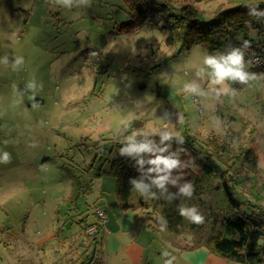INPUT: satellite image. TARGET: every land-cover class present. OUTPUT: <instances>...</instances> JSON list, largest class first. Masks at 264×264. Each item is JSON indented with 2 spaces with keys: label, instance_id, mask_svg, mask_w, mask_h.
I'll use <instances>...</instances> for the list:
<instances>
[{
  "label": "rangeland",
  "instance_id": "rangeland-1",
  "mask_svg": "<svg viewBox=\"0 0 264 264\" xmlns=\"http://www.w3.org/2000/svg\"><path fill=\"white\" fill-rule=\"evenodd\" d=\"M169 1L190 3L202 21L230 5ZM133 18L127 0H91L72 9L49 0H0V153L11 154L10 163L0 164V264H78L84 246L77 244V221L97 205L86 195L78 208L69 202L74 206L67 213V199L76 178L85 183L101 165L103 172L109 167L111 139L123 137L125 120L138 130L190 132L201 141L240 129L228 147L238 151L244 141L253 147L257 168L249 173L264 195V69L254 72L258 79L250 85L232 84L234 97L216 99L207 72L197 73L204 55L224 50L168 44L161 22L134 26ZM15 57L24 59L18 70L12 68ZM250 58L248 69L255 65ZM33 78L43 84L35 100L25 87ZM185 83L206 95L183 91ZM113 187L110 178L101 186L105 195ZM63 216L75 224L55 235ZM84 236L88 241L86 230ZM188 236L174 239L189 245Z\"/></svg>",
  "mask_w": 264,
  "mask_h": 264
},
{
  "label": "trees",
  "instance_id": "trees-1",
  "mask_svg": "<svg viewBox=\"0 0 264 264\" xmlns=\"http://www.w3.org/2000/svg\"><path fill=\"white\" fill-rule=\"evenodd\" d=\"M127 1L134 16L131 23L140 26L145 21L153 25L161 22L168 44L180 43V48L201 44L208 49L225 50L228 46L240 47L247 41L249 46L244 49L247 55L245 57L261 55V60L253 62L255 65L249 70L263 71L264 21L250 17L247 12L253 8L264 10V0H227L230 4L228 7L215 10L212 17L205 21L201 20L199 10L190 3L179 7L169 0ZM124 25L125 23L122 27ZM252 33L263 40L257 41L251 36ZM140 128L132 126L125 135ZM239 130H229L222 140L212 135L201 141L190 132H185L181 133L184 138L182 146L175 140L172 141L171 150L175 151L179 147L186 150L180 154V158L188 164L182 174L174 171L173 177L180 176L178 184L190 181L194 186V193L191 199L175 195L178 187L169 184L165 195H174L171 202L163 196L160 199L145 200L131 191L130 179H140L142 173L138 170L135 157L119 155L123 137L112 138L111 142L115 147L112 149L114 154L107 173L114 177L117 202L125 208L145 211L150 220L149 225L157 232L158 238L177 249L205 246L211 252L241 264H264L263 187L259 188L249 173L256 170L258 156L246 141L242 142L238 151L228 147L229 140L239 136ZM150 138L159 143V136ZM94 162L87 169H91ZM99 169L103 170L102 165ZM145 182H148L147 178ZM151 191L160 195L159 190L154 187ZM90 193V186L78 177L73 182L69 198L75 204L79 198ZM180 205L196 206L205 218L204 223H189L179 215ZM94 214V220H89L87 215L78 220L82 234L97 222L95 211ZM100 232L101 228L98 227L89 237L78 264H92L96 259ZM185 232L189 233V245L174 239ZM75 263L76 261H71L69 264Z\"/></svg>",
  "mask_w": 264,
  "mask_h": 264
},
{
  "label": "clouds",
  "instance_id": "clouds-1",
  "mask_svg": "<svg viewBox=\"0 0 264 264\" xmlns=\"http://www.w3.org/2000/svg\"><path fill=\"white\" fill-rule=\"evenodd\" d=\"M50 5L72 9L73 7H88L91 0H49ZM247 14L256 19L264 21V10H257L255 8L247 12ZM248 42L245 41L242 46L234 47L228 46L223 52L216 54H206L202 58V65L197 73L201 75L207 72L209 91L214 93L216 99L222 96L235 95V89L231 87L232 84L250 85L253 81L258 79L257 74L249 71L248 62L245 59V51L248 47ZM4 63H8L7 56L4 57ZM24 63L23 57H15L13 59L12 68L18 70ZM25 87L32 95L30 99L35 100V94L43 89V84H38L35 78L29 80ZM183 91L199 93L204 96L206 93L199 88L198 85L185 83ZM38 104H33L37 107ZM183 122V116L178 119ZM131 121L125 120L121 122L120 134L123 135V140L120 141L119 148L120 156H131L136 158V164L139 166L138 170L142 173L140 179H130L131 191L137 193L145 200L160 199L163 196L169 202L174 198L173 194H168V185L178 187V193L181 197L191 199L194 193V186L190 181H185L183 184H178L180 176L173 177L174 171H179L188 167L187 162L182 161L180 154L186 150L183 147L172 149V141L175 140L179 145L184 144L183 136L166 128H145L129 132L131 128ZM159 136V143L150 137ZM140 137V139H137ZM167 141L168 143H165ZM11 162V154L8 152L0 153V164H8ZM145 165L148 167L145 168ZM147 178L148 182H145ZM159 190L160 195L152 192V188ZM178 212L181 217L189 221V223L200 225L204 223V216L200 213L196 206L180 205ZM164 255H168L167 252ZM166 264H172V260L166 261Z\"/></svg>",
  "mask_w": 264,
  "mask_h": 264
},
{
  "label": "crops",
  "instance_id": "crops-1",
  "mask_svg": "<svg viewBox=\"0 0 264 264\" xmlns=\"http://www.w3.org/2000/svg\"><path fill=\"white\" fill-rule=\"evenodd\" d=\"M108 168L105 167L104 172L98 169V172L94 173L88 180L85 179V183L91 188V193L88 196L93 197L94 204L102 206L106 212L104 229L98 235L96 261L94 260L92 264H166L169 259L172 260V264H230L233 261L211 252L205 246L177 249L162 242L158 238L157 232L150 227V220L145 211L122 207L117 202L112 189L108 195L104 194L101 188L103 183L107 182L109 178L114 180L107 173ZM106 174L109 178L106 177ZM93 182L96 184L95 189L93 188ZM69 200L68 197L67 213L75 205L70 206L71 201ZM75 203V207L79 206L78 201ZM88 219H95L94 211L91 215H88ZM69 222L75 224L68 216L67 218L63 216L61 219L57 217L56 223H58V226L55 227L57 229H55L54 234L57 233V230L64 233L63 231L70 226ZM2 229L6 230L7 227H2ZM66 234L64 235L65 239L67 238ZM77 235L80 237V242L77 243L78 247L84 246V250L88 241L83 240L85 236L81 231L80 235ZM165 252L168 253L167 256L164 255Z\"/></svg>",
  "mask_w": 264,
  "mask_h": 264
},
{
  "label": "built area",
  "instance_id": "built-area-1",
  "mask_svg": "<svg viewBox=\"0 0 264 264\" xmlns=\"http://www.w3.org/2000/svg\"><path fill=\"white\" fill-rule=\"evenodd\" d=\"M250 60L254 63L256 62H259L261 60V55L260 54H255L254 56H251ZM95 213H96V216H97V222L90 225L87 229H86V232L87 234H89L90 236L92 234H94L96 231H97V228L100 227L101 230L104 229V224H105V221H106V212H105V209L100 206V205H97L94 209Z\"/></svg>",
  "mask_w": 264,
  "mask_h": 264
}]
</instances>
